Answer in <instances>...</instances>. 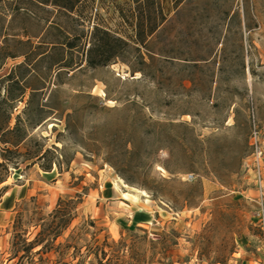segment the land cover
I'll return each instance as SVG.
<instances>
[{"label":"rangeland","instance_id":"obj_1","mask_svg":"<svg viewBox=\"0 0 264 264\" xmlns=\"http://www.w3.org/2000/svg\"><path fill=\"white\" fill-rule=\"evenodd\" d=\"M43 1L2 6L0 48L15 59L0 79L23 67L16 75L37 95L13 125H34L32 140L70 162L49 174L22 168L1 188L0 264L19 205L35 199L48 215L77 196L64 239L94 222L100 244L165 233L177 246L162 264H264L250 147L255 123L264 150V0H155L166 22L145 47L132 44L131 0L49 1L71 13ZM97 28L130 47L92 70Z\"/></svg>","mask_w":264,"mask_h":264},{"label":"trees","instance_id":"obj_2","mask_svg":"<svg viewBox=\"0 0 264 264\" xmlns=\"http://www.w3.org/2000/svg\"><path fill=\"white\" fill-rule=\"evenodd\" d=\"M49 1L44 0L42 5L50 4L70 13L74 10L68 5L51 4ZM14 2L19 0H0V10L5 4ZM131 2L136 7L135 14L131 16L135 33L132 44L145 47L147 41L166 22V17L161 9L151 11L150 7L155 0H131ZM129 47L125 39L114 37L107 31L97 28L93 33L88 52V67L92 70L106 68L119 60ZM69 48L72 50L74 47ZM13 59L15 57L4 55L3 49L0 48V72L6 62ZM69 68L71 67L65 66L61 70ZM21 70L23 67L0 79V190L22 168L31 170L38 167L43 173L49 174L54 168L59 169L61 164L70 162L66 157L55 155L58 149H54V152L44 151L43 146L32 140L31 136L37 130L34 125L22 123L20 117L13 125L14 114L19 105L25 102L28 92H32L33 98L37 95V91L24 86V81L17 77L16 73ZM130 124L131 127H135L138 123ZM157 128L158 131L163 129L161 126H156ZM66 129L70 133L71 126L68 125ZM126 145L131 148L130 156L136 152L134 142L127 141ZM106 163L112 166L110 161ZM126 184L130 183L127 181ZM1 193L0 191V195ZM82 200L81 196L60 200L55 210L48 215L39 207L35 199L19 205L11 231L8 263L162 264L171 258L177 245L175 243L171 245L165 233L150 234L145 230L137 229L134 233H128L126 237L122 236L118 243L110 244L106 239L100 244L95 234L96 224L89 222L64 239L65 234L70 232L73 223L78 219V210L83 205Z\"/></svg>","mask_w":264,"mask_h":264},{"label":"built area","instance_id":"obj_3","mask_svg":"<svg viewBox=\"0 0 264 264\" xmlns=\"http://www.w3.org/2000/svg\"><path fill=\"white\" fill-rule=\"evenodd\" d=\"M250 147L253 151L251 158L254 161L256 182L258 186V206L260 209L259 218L260 224L264 231V176L262 166V162L264 160V150L261 146V134L255 123H253V132L250 138Z\"/></svg>","mask_w":264,"mask_h":264},{"label":"bare ground","instance_id":"obj_4","mask_svg":"<svg viewBox=\"0 0 264 264\" xmlns=\"http://www.w3.org/2000/svg\"><path fill=\"white\" fill-rule=\"evenodd\" d=\"M123 197H124V199H129V200H131L133 203H137L138 201H137V199L136 198H134V197H132V196H130V195H123Z\"/></svg>","mask_w":264,"mask_h":264}]
</instances>
